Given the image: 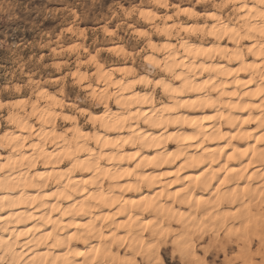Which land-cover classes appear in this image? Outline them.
I'll return each instance as SVG.
<instances>
[{
    "label": "clouds",
    "instance_id": "obj_1",
    "mask_svg": "<svg viewBox=\"0 0 264 264\" xmlns=\"http://www.w3.org/2000/svg\"><path fill=\"white\" fill-rule=\"evenodd\" d=\"M0 264H264V0H0Z\"/></svg>",
    "mask_w": 264,
    "mask_h": 264
}]
</instances>
